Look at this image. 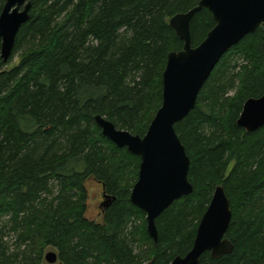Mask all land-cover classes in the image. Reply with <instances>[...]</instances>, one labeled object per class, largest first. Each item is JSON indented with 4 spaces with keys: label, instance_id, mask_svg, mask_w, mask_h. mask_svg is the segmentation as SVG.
<instances>
[{
    "label": "trees",
    "instance_id": "1",
    "mask_svg": "<svg viewBox=\"0 0 264 264\" xmlns=\"http://www.w3.org/2000/svg\"><path fill=\"white\" fill-rule=\"evenodd\" d=\"M31 1L8 63L0 38V264H50L49 246L55 264H171L192 249L219 184L231 201L234 250L205 252L202 264H264V126L238 125L244 103L264 94V26L223 55L175 125L194 192L157 218L155 243L130 200L141 157L108 139L95 117L146 134L168 56L184 47L170 20L200 0ZM215 24L208 8L197 12L193 46ZM15 56L20 63L8 67ZM91 178L108 198L102 221L86 215Z\"/></svg>",
    "mask_w": 264,
    "mask_h": 264
},
{
    "label": "water",
    "instance_id": "2",
    "mask_svg": "<svg viewBox=\"0 0 264 264\" xmlns=\"http://www.w3.org/2000/svg\"><path fill=\"white\" fill-rule=\"evenodd\" d=\"M31 0H6L0 13L1 58L8 63L21 27L30 19ZM208 8L216 22L206 38L192 44L191 22L195 14ZM171 27L184 41L182 50L169 54L163 73L162 105L144 136L119 129L102 115L95 121L102 133L118 147H126L141 157L138 180L130 196L131 202L146 212L147 231L155 243L159 232L157 218L176 200L194 192L188 173L191 159L175 125L195 108L199 93L219 60L247 35L264 26V0H200L187 12L170 20ZM238 125L247 132L264 126V94L249 98L243 106ZM104 207L108 198L103 195ZM233 216L231 201L224 185L216 186L210 204L199 226L192 249L176 256L171 264H202L201 257L210 252L221 258L234 250L226 236ZM45 259L58 262V254L49 251Z\"/></svg>",
    "mask_w": 264,
    "mask_h": 264
},
{
    "label": "rangeland",
    "instance_id": "3",
    "mask_svg": "<svg viewBox=\"0 0 264 264\" xmlns=\"http://www.w3.org/2000/svg\"><path fill=\"white\" fill-rule=\"evenodd\" d=\"M21 56H15L13 61L10 63L8 67H12L14 65H17L21 61ZM86 186L88 188V207L86 211V215L89 218H92L96 221H102V209H101V203L103 200V187L102 185L95 180L94 178H91L87 181ZM8 240L14 241L12 236H8ZM49 251H55L56 249L53 247H47L45 249V255Z\"/></svg>",
    "mask_w": 264,
    "mask_h": 264
},
{
    "label": "bare ground",
    "instance_id": "4",
    "mask_svg": "<svg viewBox=\"0 0 264 264\" xmlns=\"http://www.w3.org/2000/svg\"><path fill=\"white\" fill-rule=\"evenodd\" d=\"M165 210H166V209H165ZM165 210H164V211H165ZM164 211H163V212H164ZM163 212H162V213H163ZM162 213H161V214H162ZM161 214H160V215H161Z\"/></svg>",
    "mask_w": 264,
    "mask_h": 264
}]
</instances>
